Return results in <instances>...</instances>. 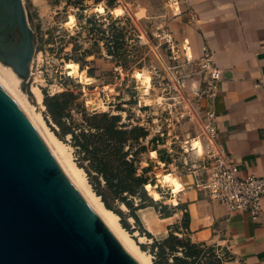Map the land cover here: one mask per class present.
Segmentation results:
<instances>
[{"label":"rangeland","instance_id":"1","mask_svg":"<svg viewBox=\"0 0 264 264\" xmlns=\"http://www.w3.org/2000/svg\"><path fill=\"white\" fill-rule=\"evenodd\" d=\"M23 2L33 32L34 52L29 87L21 89L29 103L42 114L47 127L71 148L74 160V149L69 143L71 135L62 133L59 120L67 125L73 121L81 123L85 115L110 112L121 116L120 123L141 126L149 132L152 139L143 143L156 152L149 154L148 151L147 156L156 158L166 148V143H170L165 151L173 150L175 161L172 164L177 168L159 165L155 169L149 158L142 164L147 169L145 175L149 180L154 179L156 192L168 186L159 180V175H168L169 180L173 178L177 182L180 175L177 171L202 172L205 146L201 119L206 110L202 101L207 98L202 93L204 73L197 58L189 53L188 59L182 51L178 55L173 53L164 38L172 34L173 20L186 14L183 13L184 0ZM69 63L79 64V69L85 71L86 76H95L96 82L84 84L81 79L69 76L66 71ZM32 87L43 94L44 107L38 105ZM68 93L73 95L63 98L69 102L64 116L55 118L45 106V99ZM93 95L101 108L94 109L90 103ZM150 103L152 105H148ZM193 140H200L202 148L193 150ZM87 180L89 182L88 177ZM153 198L159 208L165 206L163 198ZM116 209L123 212L130 227L126 230L142 250L151 254L154 263L155 256L151 252L154 240L147 236L149 239L140 238L145 237L142 221L136 222L123 204ZM158 215L165 218L164 213L158 211ZM172 227L178 230L176 225ZM218 253L223 255L224 252L218 250ZM168 261L175 264L171 255Z\"/></svg>","mask_w":264,"mask_h":264},{"label":"crops","instance_id":"2","mask_svg":"<svg viewBox=\"0 0 264 264\" xmlns=\"http://www.w3.org/2000/svg\"><path fill=\"white\" fill-rule=\"evenodd\" d=\"M183 5L186 14L171 23L175 41L187 39L188 55L197 59L207 46L224 72L216 97L202 101L205 109L215 113L218 141L242 175L264 176V0H184ZM191 14L195 22L190 21ZM165 147L156 158L143 155L140 174L147 158L155 169L174 166L173 150L165 151L170 143ZM177 172V182L184 185L179 193L169 185L157 192L154 184L147 185L151 196L163 198L170 212L161 219L155 207L139 210L152 240L166 238L176 225L180 237L227 252L224 264H264V197L261 217L232 212L194 187L199 171ZM185 214L190 217L188 228L183 226Z\"/></svg>","mask_w":264,"mask_h":264},{"label":"water","instance_id":"3","mask_svg":"<svg viewBox=\"0 0 264 264\" xmlns=\"http://www.w3.org/2000/svg\"><path fill=\"white\" fill-rule=\"evenodd\" d=\"M5 6L18 19L24 37L15 61H4L22 80V88H28L33 32L23 0H6ZM0 264H139L1 83Z\"/></svg>","mask_w":264,"mask_h":264},{"label":"trees","instance_id":"4","mask_svg":"<svg viewBox=\"0 0 264 264\" xmlns=\"http://www.w3.org/2000/svg\"><path fill=\"white\" fill-rule=\"evenodd\" d=\"M122 40L127 45L124 37ZM72 95L46 98L45 106L55 118H62L69 103L63 98ZM121 120L120 115L102 112L85 115L81 123L73 121L67 125L61 120L58 123L62 125L65 136L71 135L69 143L74 149L75 162L87 174L94 192L109 210L121 217L123 228L129 230L123 212L116 209L119 204L128 208L136 222H140L138 211L147 207H155L165 217L170 216V212L166 206L159 208L157 200L149 194L147 185L153 182L145 175L147 169L139 173L143 155L149 151L143 143L149 132L141 126L124 125ZM189 219L185 214L184 228H188ZM176 233L180 232L171 230L166 238L154 241L151 249L155 256L154 264H168L170 255L175 264H224L229 258L227 252L223 255L218 253L217 247L196 243ZM143 234L153 238L146 230Z\"/></svg>","mask_w":264,"mask_h":264},{"label":"built area","instance_id":"5","mask_svg":"<svg viewBox=\"0 0 264 264\" xmlns=\"http://www.w3.org/2000/svg\"><path fill=\"white\" fill-rule=\"evenodd\" d=\"M190 21H196L194 14L190 15ZM164 38L173 53L182 51L188 58L190 48L187 39L177 42L172 34H166ZM197 62L204 73L205 87L202 93L207 98L216 97L224 72L215 64L213 53L207 46L202 48ZM201 121L205 158L194 187L232 212H245L261 217L264 176L241 174L239 167L232 162L230 153L218 141L216 116L212 110L206 109Z\"/></svg>","mask_w":264,"mask_h":264},{"label":"bare ground","instance_id":"6","mask_svg":"<svg viewBox=\"0 0 264 264\" xmlns=\"http://www.w3.org/2000/svg\"><path fill=\"white\" fill-rule=\"evenodd\" d=\"M66 71L68 72L69 76L74 77L75 79H81L84 84H92L97 80L95 76H91V75L86 76L85 71H81L79 69V64L77 63H69L66 66ZM0 83L8 91V93L15 99V101L18 103L21 109L25 112V114L28 116L30 121L33 123L37 131L40 133L44 141L51 149L52 153L56 157L57 161L59 162V164L61 165L67 176L69 177V179L82 193L88 204L105 222V224L115 235V237L120 241V243L123 245L126 251L129 252L139 264H154L152 261L151 254L141 249V247L138 245L135 239L121 225L120 217L114 211L109 210L105 206L101 198L94 192V190L92 189L91 185L87 180L85 171L82 168H80L75 162L70 150L71 148L68 145H66L64 142H62L47 127L42 117V114L36 111L35 106H32L29 103L27 96L23 93L21 89L22 80L17 76V74L14 72V70L11 67L6 66L1 62H0ZM32 92L36 97L38 105L41 104V106L44 107V105L42 104L43 94L41 93V91L36 87H32ZM91 98L92 100L90 101V103L94 105V109L101 108V105L99 104L100 102L96 101L95 95H93ZM148 105H152V103ZM198 148H202V142L200 140H193L192 149L195 150ZM167 176L168 175H159L158 178L164 183H167L168 185H172L175 193H179L184 190V185L182 183L176 182L173 178L169 180V177Z\"/></svg>","mask_w":264,"mask_h":264},{"label":"flooded vegetation","instance_id":"7","mask_svg":"<svg viewBox=\"0 0 264 264\" xmlns=\"http://www.w3.org/2000/svg\"><path fill=\"white\" fill-rule=\"evenodd\" d=\"M5 4L6 0H0V62L15 61L24 37L18 19L12 17L10 7ZM3 64L11 67V64L5 61Z\"/></svg>","mask_w":264,"mask_h":264}]
</instances>
